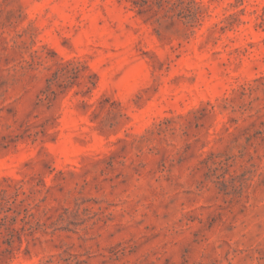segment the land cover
I'll list each match as a JSON object with an SVG mask.
<instances>
[{
  "label": "rangeland",
  "instance_id": "1",
  "mask_svg": "<svg viewBox=\"0 0 264 264\" xmlns=\"http://www.w3.org/2000/svg\"><path fill=\"white\" fill-rule=\"evenodd\" d=\"M0 264H264V0H0Z\"/></svg>",
  "mask_w": 264,
  "mask_h": 264
}]
</instances>
